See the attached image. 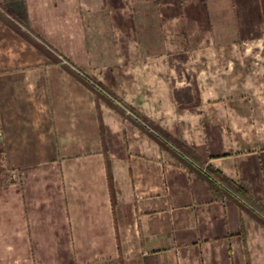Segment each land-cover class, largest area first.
<instances>
[{
    "label": "rangeland",
    "instance_id": "1",
    "mask_svg": "<svg viewBox=\"0 0 264 264\" xmlns=\"http://www.w3.org/2000/svg\"><path fill=\"white\" fill-rule=\"evenodd\" d=\"M2 73L16 142L43 114L77 132L91 125L102 152L136 130L199 162L264 130V0H0ZM13 169L0 139V242L18 249L3 225L19 216ZM57 262L72 264L65 242Z\"/></svg>",
    "mask_w": 264,
    "mask_h": 264
},
{
    "label": "crops",
    "instance_id": "2",
    "mask_svg": "<svg viewBox=\"0 0 264 264\" xmlns=\"http://www.w3.org/2000/svg\"><path fill=\"white\" fill-rule=\"evenodd\" d=\"M6 113L0 87L1 139L20 178L19 216L3 217L13 228L9 240L20 243L3 238L0 264H58L61 242L72 264H264V130L244 138V147L200 154L197 162L156 149L136 130L106 139L102 152L91 125L77 132L71 122L40 120L43 114L33 117L31 138L16 142L20 122ZM23 143L27 151L16 152ZM211 168L232 179L242 170L260 207Z\"/></svg>",
    "mask_w": 264,
    "mask_h": 264
},
{
    "label": "trees",
    "instance_id": "3",
    "mask_svg": "<svg viewBox=\"0 0 264 264\" xmlns=\"http://www.w3.org/2000/svg\"><path fill=\"white\" fill-rule=\"evenodd\" d=\"M209 171L213 173L214 176H219L220 178H222L225 181L226 185H228L231 189L237 192L240 196L242 197L247 196L246 189L241 183L236 182L232 178L222 174L220 170L216 168H211ZM208 177H209V180L213 182L215 181L212 177L210 176Z\"/></svg>",
    "mask_w": 264,
    "mask_h": 264
},
{
    "label": "built area",
    "instance_id": "4",
    "mask_svg": "<svg viewBox=\"0 0 264 264\" xmlns=\"http://www.w3.org/2000/svg\"><path fill=\"white\" fill-rule=\"evenodd\" d=\"M2 134H3V131H2V129H1V127H0V139H1V137H2Z\"/></svg>",
    "mask_w": 264,
    "mask_h": 264
}]
</instances>
